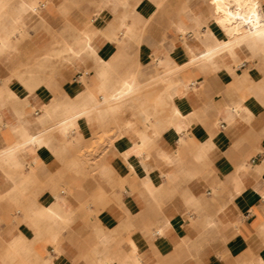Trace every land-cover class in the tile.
I'll use <instances>...</instances> for the list:
<instances>
[{"label":"crops","instance_id":"obj_1","mask_svg":"<svg viewBox=\"0 0 264 264\" xmlns=\"http://www.w3.org/2000/svg\"><path fill=\"white\" fill-rule=\"evenodd\" d=\"M0 264H264V0H0Z\"/></svg>","mask_w":264,"mask_h":264},{"label":"bare ground","instance_id":"obj_2","mask_svg":"<svg viewBox=\"0 0 264 264\" xmlns=\"http://www.w3.org/2000/svg\"><path fill=\"white\" fill-rule=\"evenodd\" d=\"M252 35L253 39L257 38L259 34H250ZM239 44V41H236L234 40L233 42L225 45L226 47H233L235 45H238ZM226 48H224V46L222 48H218V49H215L213 51H210V52H207L205 53V55L203 56L202 60H206L212 56H214L215 54H221L223 53V51L225 50ZM77 50L75 48H71V54L74 56L75 55V52ZM74 59H72V61H74ZM13 82V81H12ZM132 83V81H127L126 84L127 86L126 87H121L119 90H115L113 91L111 94H110V97L108 98V100L105 102V105L107 107V109H112L114 105H117L118 103L122 102V100H124L127 95L131 92L130 90V84ZM90 111V109H87V110H84L82 113L80 114H72L69 118H68V122L70 124H73V122L77 119L78 116H82V115H86L88 114V112ZM132 157V156H131Z\"/></svg>","mask_w":264,"mask_h":264},{"label":"rangeland","instance_id":"obj_3","mask_svg":"<svg viewBox=\"0 0 264 264\" xmlns=\"http://www.w3.org/2000/svg\"><path fill=\"white\" fill-rule=\"evenodd\" d=\"M157 87H164L163 83H161L160 81H150L147 86L145 87V89L148 88H157ZM99 142H103V138L102 137H98L96 141L91 142L90 144H88L85 147L84 152L87 153H97V151H99Z\"/></svg>","mask_w":264,"mask_h":264}]
</instances>
